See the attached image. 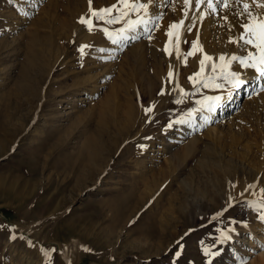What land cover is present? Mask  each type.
Listing matches in <instances>:
<instances>
[{"label":"rangeland","instance_id":"374dc122","mask_svg":"<svg viewBox=\"0 0 264 264\" xmlns=\"http://www.w3.org/2000/svg\"><path fill=\"white\" fill-rule=\"evenodd\" d=\"M231 6L216 13L227 27L212 28V13L197 18L174 55L169 25L198 13L193 6L185 18L184 0L149 4L145 19H159L136 47L102 31L124 21L81 24L89 0H0V181L9 189L0 191V264H264V222L244 206L264 204V86L232 92L229 109L206 122L220 106L209 112L197 101L230 85L220 67L223 90L193 82L221 55L255 51L229 42L243 31L242 3ZM197 33L202 51L188 56ZM204 54L212 61L196 77ZM235 69L244 70L238 61ZM222 232L231 239L217 242Z\"/></svg>","mask_w":264,"mask_h":264},{"label":"snow or ice","instance_id":"6c2138e0","mask_svg":"<svg viewBox=\"0 0 264 264\" xmlns=\"http://www.w3.org/2000/svg\"><path fill=\"white\" fill-rule=\"evenodd\" d=\"M154 3V0H148L147 3L142 2V0H117L116 4H113L109 7H102L99 9H93L91 7L92 0H89V12L90 16L85 18L84 16L80 17L79 22L81 24L87 25L89 31H92L95 27L93 24V18L96 20H102L105 24H116L124 21L123 27L118 29L110 30L107 27H104L102 31L104 34L112 41L113 44L124 43L129 40L137 39L136 35H129V33H134L138 29L139 30H147L149 22L151 19H159V17H149L145 19L149 12V4ZM241 4L242 3V11H238L236 13L237 17H242L243 19L239 23V27L243 29L242 32L239 33L237 37H229L230 43H240L241 47H250L255 51L249 50L244 56L232 55L230 58H225L224 55L219 57L220 64L218 65L216 62H212V75H208L207 77H203L200 81H193L194 83H202L204 88H213L217 90H223L225 88V83H217L216 80L218 77L215 75L217 67H220L221 71L219 77H222L223 81L230 85V89L228 90L227 95L224 94L214 95V96H204L202 99L197 101V104L200 105V108H206L209 112H213L225 103L227 100L232 98V92L239 91L243 89L248 81V77L244 76L240 72L228 71V66L233 61H238L239 66L244 69H254L256 76L253 79H264V0H251V5H255V9L250 5L247 0H184V17H189L190 13L188 9L194 7L199 10L202 5H206L207 11H199L196 14H192L193 23L190 25L185 24V19H181L178 22H173L169 25V29L167 31V35L169 37L168 44H171L173 36L177 39V45L179 42V37L182 32L186 29L187 31H192L195 26V20L198 18L200 21H203L206 16L211 13H217L218 7H223L225 10L229 9L231 4ZM120 5V7H118ZM117 13L116 15H112L113 11ZM141 12L143 15H141ZM135 13L136 18L132 19L131 14ZM227 21L228 17H222ZM153 27H159L158 24L153 25ZM235 27V25H233ZM149 39H151L150 33H148ZM168 44L165 46V51L169 52L170 49ZM88 45H82L79 49L81 54L84 53V49L87 48ZM103 51V49H101ZM177 55H179V48L177 46ZM196 51H202V46H199V36L197 33V40L192 41V49L187 53L188 56L194 55ZM212 61V57L204 54L202 59L199 61L200 63V71L195 73L194 76L201 77L204 73V69L206 67V62ZM169 82H171L173 73L171 69L168 73ZM190 80H193V77H189ZM179 86L177 85V88ZM181 95H188V93L184 92L183 89H179ZM160 94H163V90ZM177 103H181L182 100H177ZM154 105L146 107L144 109L145 113H151ZM198 109H193L191 112L197 111ZM191 112L189 114H191ZM151 119V117L149 118ZM184 120H178L176 123H184ZM173 126L172 123H169L167 127L171 128ZM139 147L144 148L145 145H140ZM255 185H248V188H252ZM234 187V185H233ZM247 190V189H246ZM264 191V189H262ZM231 200V197L229 198ZM245 207L253 208L256 211H260L258 219L264 222V204L256 205L255 201H247L244 204ZM234 231V229H232ZM10 239H14L15 237L11 236ZM231 237L227 232H222L221 237L217 242H223L225 240H229ZM179 243V242H178ZM261 249H264V245L258 246ZM89 251V249H85ZM205 252L208 251L207 248L204 249ZM177 257L181 255L179 251L175 254ZM212 255H218V253H212Z\"/></svg>","mask_w":264,"mask_h":264},{"label":"bare ground","instance_id":"6f19581e","mask_svg":"<svg viewBox=\"0 0 264 264\" xmlns=\"http://www.w3.org/2000/svg\"><path fill=\"white\" fill-rule=\"evenodd\" d=\"M143 1V0H142ZM145 1V0H144ZM155 1V0H154ZM159 1V0H158ZM163 2V1H162ZM161 2V3H162ZM247 2H249L250 3V5H251V0H247ZM146 3V2H145ZM157 3V2H156ZM233 4V3H232ZM194 6V5H193ZM236 6V5H235ZM252 7H253V9H255V5H251ZM231 7H233V6H231ZM219 8H223V7H218V9H217V11L218 10H220ZM232 9V8H231ZM210 11L211 12V10H208L207 9V7H206V5H202L201 6V9H199L198 10V12L199 11ZM237 10V9H236ZM241 10H242V8H241ZM212 14H215V16L218 18L219 17V15L218 14H216V13H212ZM211 14V15H212ZM209 17V16H208ZM213 20V19H212ZM211 20V21H212ZM216 21H217V19H215ZM214 20V22H213V24L211 25V27L212 28H214V29H216V27H227L228 25H229V23H225L224 21H222V20H220V17H219V20L216 22ZM210 22V21H209ZM224 29V28H223ZM225 34V33H224ZM228 34V33H227ZM236 34V33H235ZM129 35H136L137 36V39H135V40H129V41H127V42H125V43H132V42H134L133 44H135V47L136 46H139L140 45V43H141V41H142V39H141V36L143 35V31H142V33H140V30H137L136 32H134V33H129ZM180 39V38H179ZM175 42H177V39H176V37L174 36V38H173V40H172V48H171V50H172V52H173V54L175 55V54H177V51H176V49H177V44L175 43ZM180 52V51H179ZM229 52V51H228ZM234 69V68H233ZM234 72H240V73H242L244 76H247L249 79H248V81L249 82H247V84H246V86L243 88V89H245V91H246V94L248 95V94H250L251 92H253V91H255L257 88H258V86L260 87V85L262 86H264V79H253V77H255L256 76V73L254 72V71H251V70H247V69H244V70H238V69H235L234 70ZM98 85V83L97 84H95V83H93V85H92V88L90 89V91L89 92H87L89 95L92 93V92H95L96 93V91H97V87H99V86H97ZM255 85H257V87H255ZM262 91H264V90H262ZM238 92V91H237ZM94 93V94H95ZM236 96V95H235ZM84 97H81V98H79V99H83ZM237 99H238V97H235L234 98V100L235 101H237ZM233 101V100H232ZM228 102H231V101H229V100H227L226 102H225V104L223 103L221 106H220V109H221V112H213V114H211V116L209 117H206L205 119L206 120H204V121H206V122H210L211 120H213L214 118H216V116H218V115H220V114H224V111H226L227 109H229V107L231 106V104L229 103V105L227 104ZM234 107V106H233ZM223 111V112H222ZM215 114V115H214ZM207 116V115H206ZM193 122V121H192ZM205 122V123H206ZM193 123H195V122H193ZM191 124V123H190ZM201 124V121L200 120H198V122H197V124H194V125H196L197 127H190V129H193V130H197L198 129V126ZM211 128V127H210ZM212 129V128H211ZM153 152L154 151H159V152H161L162 151V148H156V150H152ZM89 159H91L92 160V157L90 156V158ZM89 163V162H88ZM145 163V162H144ZM144 163H143V165H144ZM145 166V165H144ZM91 167V165L89 166V168ZM3 182V181H2ZM5 184V182L3 183V185ZM2 185V183H1V181H0V191H1V193H2V196H5V194L7 193V192H9V189H5L7 192H5L4 191V186ZM6 186V185H5ZM8 188V187H7ZM23 190V189H22ZM244 197H242L241 199H243ZM246 198V197H245ZM259 232H261V231H259ZM261 233H263V232H261ZM250 238L253 240V233H250ZM256 238V241H262V234H260L259 235V237H255ZM264 240V239H263ZM251 242H253V241H251ZM255 242V241H254ZM252 246H254V244L252 245Z\"/></svg>","mask_w":264,"mask_h":264}]
</instances>
